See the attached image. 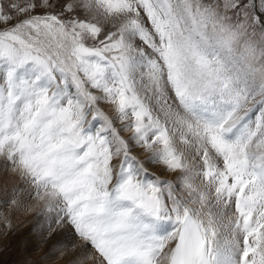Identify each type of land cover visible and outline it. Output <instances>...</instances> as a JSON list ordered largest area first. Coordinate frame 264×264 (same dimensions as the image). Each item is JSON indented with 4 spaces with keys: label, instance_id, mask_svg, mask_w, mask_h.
I'll use <instances>...</instances> for the list:
<instances>
[{
    "label": "snow or ice",
    "instance_id": "snow-or-ice-1",
    "mask_svg": "<svg viewBox=\"0 0 264 264\" xmlns=\"http://www.w3.org/2000/svg\"><path fill=\"white\" fill-rule=\"evenodd\" d=\"M0 165L68 264H264V0H0Z\"/></svg>",
    "mask_w": 264,
    "mask_h": 264
},
{
    "label": "bare ground",
    "instance_id": "bare-ground-1",
    "mask_svg": "<svg viewBox=\"0 0 264 264\" xmlns=\"http://www.w3.org/2000/svg\"><path fill=\"white\" fill-rule=\"evenodd\" d=\"M151 170L157 174L161 171L155 166H151ZM6 188L10 192H13L14 188H18L17 199L25 201L26 204L34 203L26 196L23 182L17 176L3 171L2 165H0V202ZM2 217L11 220L15 233L0 240L2 248L14 242L27 256L31 257L33 264H68V261L75 255L70 250L60 252L59 249V245L62 244H79L70 226L61 227L52 224V231L49 232L48 219L41 214L38 206L35 211L25 213L14 205L6 203L4 206H0V218ZM4 231V223L0 219V233ZM80 247L82 248L83 245Z\"/></svg>",
    "mask_w": 264,
    "mask_h": 264
},
{
    "label": "rangeland",
    "instance_id": "rangeland-1",
    "mask_svg": "<svg viewBox=\"0 0 264 264\" xmlns=\"http://www.w3.org/2000/svg\"><path fill=\"white\" fill-rule=\"evenodd\" d=\"M81 14L83 15L82 11H81ZM125 135L127 136L128 134L125 133ZM166 178L173 179L174 177L167 176ZM17 189L18 188H14L13 192H10L6 188L5 192L3 193L1 197L2 200L0 202V206H4L6 204L4 201H10L13 198L17 199L16 197ZM46 218L49 219L48 216H46ZM30 258L31 257L27 256L22 251V249L19 246H17V244H15L14 242H12L11 244H8L7 246L3 248L0 247V264H28V262H30V264H33Z\"/></svg>",
    "mask_w": 264,
    "mask_h": 264
}]
</instances>
